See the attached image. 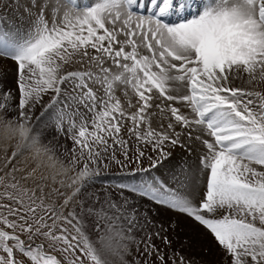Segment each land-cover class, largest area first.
I'll use <instances>...</instances> for the list:
<instances>
[{"label": "snow or ice", "instance_id": "1", "mask_svg": "<svg viewBox=\"0 0 264 264\" xmlns=\"http://www.w3.org/2000/svg\"><path fill=\"white\" fill-rule=\"evenodd\" d=\"M11 8L0 264H264V0Z\"/></svg>", "mask_w": 264, "mask_h": 264}, {"label": "bare ground", "instance_id": "2", "mask_svg": "<svg viewBox=\"0 0 264 264\" xmlns=\"http://www.w3.org/2000/svg\"><path fill=\"white\" fill-rule=\"evenodd\" d=\"M16 2V0H0V17H3L5 20H7L9 26L14 22L12 19H9L10 16H12V8L11 6ZM7 4L8 7L5 8L4 5ZM9 68H11V65H8ZM9 79H11V74H9ZM190 225L189 221H183L181 224V227L184 228L186 226ZM208 250L201 251L199 244L190 249V254L197 259L198 261L201 262V264H215V258H213L211 255H217L218 256V251L212 245L211 243L207 244Z\"/></svg>", "mask_w": 264, "mask_h": 264}, {"label": "rangeland", "instance_id": "3", "mask_svg": "<svg viewBox=\"0 0 264 264\" xmlns=\"http://www.w3.org/2000/svg\"><path fill=\"white\" fill-rule=\"evenodd\" d=\"M213 258H215V261H214V263L219 259V254H218V256L217 255H211Z\"/></svg>", "mask_w": 264, "mask_h": 264}]
</instances>
